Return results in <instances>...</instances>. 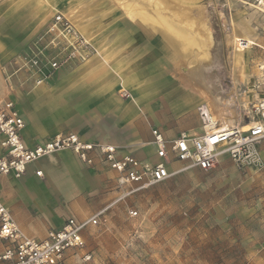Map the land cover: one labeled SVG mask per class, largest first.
<instances>
[{
    "label": "rangeland",
    "instance_id": "obj_1",
    "mask_svg": "<svg viewBox=\"0 0 264 264\" xmlns=\"http://www.w3.org/2000/svg\"><path fill=\"white\" fill-rule=\"evenodd\" d=\"M195 4L189 11L195 24L192 28L184 25V29L188 36L196 35V44L183 58V43L178 44L181 41L175 37V41L167 39L164 30H155L152 25L151 16L158 12L152 0H0V102L12 100L20 111L29 110V102L20 99L24 90L18 79L24 74L19 70L18 57L58 11L67 17L74 14L91 33L106 29L110 37L128 34L132 38L149 33L148 76L158 64L165 83L163 93L149 95L150 117L161 125L173 123L170 135H177L180 127L190 124L193 113L177 124L166 114L169 101L171 105L193 104L197 122L200 104H207L223 126L246 122L253 116L255 100L264 95V86L257 87L259 65L264 63V1L198 0ZM173 23L182 26L176 20ZM234 28L253 42L243 51L237 67L232 57L234 47L229 43ZM192 60L198 68L191 67ZM67 68L69 65L61 69ZM161 80L156 78L152 84ZM261 148L264 150V141ZM149 151L151 154L153 148ZM262 159L259 167L247 169L224 159L210 172L186 171L111 204L115 199L112 176L101 184L91 181L90 191L88 181L80 178L79 190V184L75 180L68 184L69 176L59 169L69 167L75 174L76 160L54 153L29 165L28 179L18 186L23 189L19 196L23 209L50 227L68 218H83L73 208L78 201L111 205L106 211L108 223L86 232L92 259L83 262L74 256L64 264H264L263 153ZM82 167L98 173L103 166ZM36 168L45 171L41 179L44 185L34 175ZM56 168L58 177L50 178L49 173L56 175ZM131 211L137 215L132 216ZM34 227L33 235L43 237V227L39 223Z\"/></svg>",
    "mask_w": 264,
    "mask_h": 264
},
{
    "label": "built area",
    "instance_id": "obj_2",
    "mask_svg": "<svg viewBox=\"0 0 264 264\" xmlns=\"http://www.w3.org/2000/svg\"><path fill=\"white\" fill-rule=\"evenodd\" d=\"M246 40L242 39L241 44ZM246 46V45H245ZM244 46V47H245ZM97 54V49L76 25L62 12H55L46 29L18 57L19 70L34 87L45 85L61 68L83 64ZM258 86H264V63L259 65ZM119 94L130 99L127 89ZM253 116L244 122L225 128L212 114L207 104H200L197 113L201 132L182 131L168 137L159 128H152V157L142 159L125 148L101 142L84 141L75 132H60L49 140L29 146L24 139L27 122L12 101L0 102V176L22 179L29 165L40 158L59 152H72L88 167L103 166L116 173V197L111 204L156 186L190 170L210 172L224 159L240 169L259 167L264 141V95L253 104ZM44 175L42 169L36 171ZM111 206V205H110ZM110 206L86 219H66L59 228H50L44 238L30 237L19 227L0 198V241L4 250L0 264H64L71 257L89 262L86 232L91 227L108 223ZM136 216V211H131Z\"/></svg>",
    "mask_w": 264,
    "mask_h": 264
},
{
    "label": "crops",
    "instance_id": "obj_3",
    "mask_svg": "<svg viewBox=\"0 0 264 264\" xmlns=\"http://www.w3.org/2000/svg\"><path fill=\"white\" fill-rule=\"evenodd\" d=\"M129 25L131 26L130 23ZM133 26L136 30L137 27ZM105 30L92 31L97 35L96 40L92 42L97 49V54L89 61L83 64H71L69 69L57 71L43 86L33 88V84L30 83L32 81L28 80L24 73V78L18 79L24 90L20 99H25L26 103L29 102L27 105L29 110H21L22 114H25L23 115L27 122L24 131L26 143L29 146H34L38 142L51 139L60 132H75L84 141L111 143L125 148L126 151L139 158L147 159L153 154V151L151 154L150 151L147 152V149L151 147L149 143L152 140V128L161 129L168 137H175L182 131L200 133L201 129L200 131L196 129L201 128V121L199 119L197 122L198 120L195 119L193 104L171 105L170 101L167 103L166 114L177 124H182L189 118L187 116L193 113L189 120L191 123L180 127L177 135L169 134V132H173L171 125H174L170 121H167L165 125L151 121L150 115L153 114V110L149 102V95L152 92L163 93L165 89L162 87L165 86V83L164 78L159 73L158 64L152 67L148 76L149 33L148 35L146 32L141 33L143 34L142 37L134 38L128 34L110 37ZM164 34L168 36L169 40L174 41L173 37L170 38L166 32ZM169 43L171 42L169 41ZM156 78H162V82L152 84ZM30 86L31 88H29ZM123 86L130 93V99L120 96L119 90ZM36 90L38 95L34 96L33 92ZM239 124L244 125V123ZM232 126L235 124L231 122L228 125L224 124L223 127ZM262 153L264 155V150ZM58 154L76 160L78 169L75 174L69 167L59 169L64 171L67 177L69 176L67 183L75 180L79 184V190L80 178L81 181L82 179L88 181V191H90L89 183L93 180H98L101 184V180L106 179L107 176H112L114 182L116 177L114 171L97 166L101 170L98 173H92L82 167L84 164L79 161L74 153L59 152ZM38 169L41 168H36L34 175L44 185L41 179L45 177V171L43 170L44 175L42 177H38L36 175ZM57 170L56 168V175L54 176L49 173L50 178L58 177ZM25 176L22 179L0 176V198L25 234L35 237L33 235L35 232L34 225L39 223L44 231L41 238H44L50 228H59L63 223L50 227L47 223H43L44 221L38 222V217L31 216L23 209L19 196L23 189L18 186L22 187V182L28 179V176ZM66 187L69 190L70 187L68 185ZM112 188L115 191L114 183ZM116 194L114 192L113 199ZM106 204L103 206L101 203L94 204L95 207L93 204L84 205L82 201H78L73 205V208L79 210V215L83 218L78 219L82 220L110 206V204ZM0 243L2 245L1 253L4 250V244L1 241Z\"/></svg>",
    "mask_w": 264,
    "mask_h": 264
},
{
    "label": "bare ground",
    "instance_id": "obj_4",
    "mask_svg": "<svg viewBox=\"0 0 264 264\" xmlns=\"http://www.w3.org/2000/svg\"><path fill=\"white\" fill-rule=\"evenodd\" d=\"M197 1L198 0H152L154 7L158 11L155 15L151 16L152 25L154 26L155 30L160 28V29H162V31L164 30V32H166L167 34L172 35V37L178 38L181 41V42L178 41L179 44L183 43V46L181 47L182 48L181 50H183V53H184V55L182 56L183 58L186 55L185 53L189 52V51L191 52L193 50L194 45L196 44L195 43L196 38H194V37H196V35L192 36V37L188 36V33L184 29L185 28L184 25L185 26L188 25L189 27H191V25L195 24V22H194L195 20H193V18H191L192 17L191 15H193V14L190 15L191 12L189 13V11H191L192 8L196 7L195 3H197ZM55 9H57V8H54V10ZM166 12L169 14H166ZM169 15H171L172 17H170ZM69 17H71L70 19L76 25V27L82 32V34L87 36V38L89 39L90 42H93V40H95L96 37L89 31L88 27H86V25L82 24V22H80L79 19L76 16H74V14H72ZM173 20L178 21L177 24H181L182 26L177 27V25H175L176 23L175 24L173 23ZM180 20H182L183 22H181ZM203 25H204V23L202 24L201 28H204ZM202 32H201V34H202ZM199 36H200V34H199ZM242 39L246 40L244 42V44H241ZM229 43L234 47V51H233V55H232L233 60H234V65H235V67L240 66L241 62H242L243 51L245 49H250L253 46V42L246 37V34L240 32L236 28H234L233 34L230 36ZM173 50H175V49H173ZM188 56L186 55V58ZM192 61L190 62V65H191V67H194L195 63H194V61L193 62ZM196 68H198V66H196ZM123 88H125V87L123 86Z\"/></svg>",
    "mask_w": 264,
    "mask_h": 264
}]
</instances>
